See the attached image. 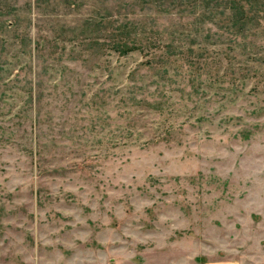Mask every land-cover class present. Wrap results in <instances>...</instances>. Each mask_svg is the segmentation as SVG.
<instances>
[{"label": "rangeland", "instance_id": "374dc122", "mask_svg": "<svg viewBox=\"0 0 264 264\" xmlns=\"http://www.w3.org/2000/svg\"><path fill=\"white\" fill-rule=\"evenodd\" d=\"M0 264H264V0H0Z\"/></svg>", "mask_w": 264, "mask_h": 264}, {"label": "trees", "instance_id": "16d2710c", "mask_svg": "<svg viewBox=\"0 0 264 264\" xmlns=\"http://www.w3.org/2000/svg\"><path fill=\"white\" fill-rule=\"evenodd\" d=\"M242 17L244 18L243 15ZM128 27L130 28V24L119 25L118 29L120 32L116 35L117 39H114L115 49L120 51L123 55L144 47L136 35V29L131 32L128 31V33L124 32Z\"/></svg>", "mask_w": 264, "mask_h": 264}]
</instances>
